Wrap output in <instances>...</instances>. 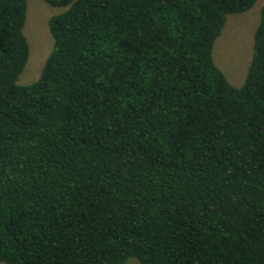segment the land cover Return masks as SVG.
Returning <instances> with one entry per match:
<instances>
[{
	"label": "trees",
	"instance_id": "trees-1",
	"mask_svg": "<svg viewBox=\"0 0 264 264\" xmlns=\"http://www.w3.org/2000/svg\"><path fill=\"white\" fill-rule=\"evenodd\" d=\"M0 0V261L264 264V4L243 83L212 49L256 0Z\"/></svg>",
	"mask_w": 264,
	"mask_h": 264
},
{
	"label": "rangeland",
	"instance_id": "rangeland-1",
	"mask_svg": "<svg viewBox=\"0 0 264 264\" xmlns=\"http://www.w3.org/2000/svg\"><path fill=\"white\" fill-rule=\"evenodd\" d=\"M27 4V18L23 31L30 51L26 65L18 78L20 84H28L39 78L54 43L49 19L65 8L52 5L46 0H27ZM263 4L264 0H256L250 9L229 14L221 34L214 42L213 59L235 86H240L245 79L253 54L254 33L260 21ZM0 264L8 263L0 261ZM124 264H141V262L137 257L132 256Z\"/></svg>",
	"mask_w": 264,
	"mask_h": 264
},
{
	"label": "bare ground",
	"instance_id": "bare-ground-1",
	"mask_svg": "<svg viewBox=\"0 0 264 264\" xmlns=\"http://www.w3.org/2000/svg\"><path fill=\"white\" fill-rule=\"evenodd\" d=\"M245 37V36H244Z\"/></svg>",
	"mask_w": 264,
	"mask_h": 264
}]
</instances>
